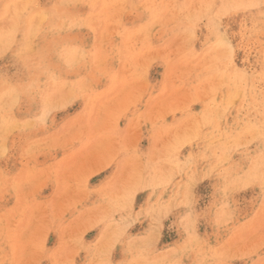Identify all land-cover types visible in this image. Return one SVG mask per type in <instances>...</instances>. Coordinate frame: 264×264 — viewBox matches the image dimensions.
<instances>
[{"label":"rangeland","instance_id":"obj_1","mask_svg":"<svg viewBox=\"0 0 264 264\" xmlns=\"http://www.w3.org/2000/svg\"><path fill=\"white\" fill-rule=\"evenodd\" d=\"M0 264H264V0H0Z\"/></svg>","mask_w":264,"mask_h":264}]
</instances>
